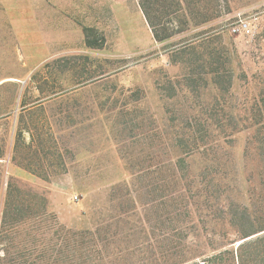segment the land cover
<instances>
[{
  "label": "rangeland",
  "instance_id": "obj_1",
  "mask_svg": "<svg viewBox=\"0 0 264 264\" xmlns=\"http://www.w3.org/2000/svg\"><path fill=\"white\" fill-rule=\"evenodd\" d=\"M146 5L0 0L1 155L30 169L0 163L1 264H195L264 234V0ZM39 100L33 143L6 117Z\"/></svg>",
  "mask_w": 264,
  "mask_h": 264
},
{
  "label": "trees",
  "instance_id": "obj_2",
  "mask_svg": "<svg viewBox=\"0 0 264 264\" xmlns=\"http://www.w3.org/2000/svg\"><path fill=\"white\" fill-rule=\"evenodd\" d=\"M140 6L149 20V12L146 5V0H140ZM86 32L88 34L86 40L87 45L90 47H94L95 45L91 41L88 33L89 29H86ZM154 33H155L154 36L156 37L157 40L161 41L165 39V37H161L160 33L155 29H154ZM88 81L89 78L85 79L83 82H81V84L85 85L88 83ZM29 105L30 104H23L24 107ZM34 173L36 172L34 171ZM13 193H16L19 196L21 195L28 196L27 198H30L29 200L21 198L20 199L21 202L17 206V213L21 216V218L22 217L26 218L32 211L31 207L34 206V191L32 189H28L23 184L22 185L9 184L7 191V199H6V212L7 209L9 210V208L12 205L9 197H11ZM3 256L5 257L6 253H4ZM179 256L181 255L176 253L170 254L166 260V264H182L183 261H174L176 260V258H182ZM193 256L196 257V255ZM2 258L3 257L0 256V260H3ZM174 262H180V263H174ZM195 264H264V234L242 241L235 249H224L219 251H216L214 249L212 253L204 256L202 260H198L197 262H195Z\"/></svg>",
  "mask_w": 264,
  "mask_h": 264
},
{
  "label": "crops",
  "instance_id": "obj_3",
  "mask_svg": "<svg viewBox=\"0 0 264 264\" xmlns=\"http://www.w3.org/2000/svg\"><path fill=\"white\" fill-rule=\"evenodd\" d=\"M46 104V102H43V101H35L33 102L32 104H30L29 106H23L22 109H21V112H17V115L14 114L15 116H8L6 117V119H11L13 118L14 119V127L16 129V127L18 126V122H19V117L20 114L22 117H31L32 116V120H31V123L29 122V128L26 130V133L30 136L31 139H33V143H34V133L35 132H39V131H42V129L40 130V125H41V117H36L34 119V114L37 113V111L39 110V108H41L42 106H44ZM20 116V117H21ZM1 146V145H0ZM11 151L10 152H6L5 154L1 155V158L3 159H7L9 160V162L7 164H5L7 167H8V170L9 172H17L16 174H18L20 177L22 178H27L28 176V172H30V169L29 168H26L24 166H21V165H18L16 164V162L14 161V159L12 158L13 156V151L14 149L11 148L10 149ZM16 166V167H15Z\"/></svg>",
  "mask_w": 264,
  "mask_h": 264
},
{
  "label": "built area",
  "instance_id": "obj_4",
  "mask_svg": "<svg viewBox=\"0 0 264 264\" xmlns=\"http://www.w3.org/2000/svg\"><path fill=\"white\" fill-rule=\"evenodd\" d=\"M235 30L241 31H250V22L247 19L240 18L238 25L235 27ZM0 153H1V146H0ZM9 160L1 158L0 155V163L7 164Z\"/></svg>",
  "mask_w": 264,
  "mask_h": 264
},
{
  "label": "water",
  "instance_id": "obj_5",
  "mask_svg": "<svg viewBox=\"0 0 264 264\" xmlns=\"http://www.w3.org/2000/svg\"><path fill=\"white\" fill-rule=\"evenodd\" d=\"M246 240H248V239H246ZM245 241V240H244Z\"/></svg>",
  "mask_w": 264,
  "mask_h": 264
}]
</instances>
